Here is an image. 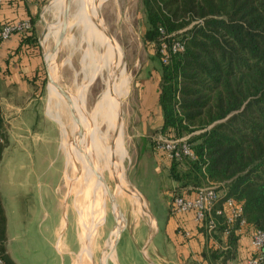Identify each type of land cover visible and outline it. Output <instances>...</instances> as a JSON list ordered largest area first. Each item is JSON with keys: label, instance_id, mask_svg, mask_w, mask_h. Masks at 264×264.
<instances>
[{"label": "trees", "instance_id": "16d2710c", "mask_svg": "<svg viewBox=\"0 0 264 264\" xmlns=\"http://www.w3.org/2000/svg\"><path fill=\"white\" fill-rule=\"evenodd\" d=\"M140 2L146 16L143 39L160 62L163 125L158 134L187 137L195 157L168 162L177 184L173 196L208 184L222 186L241 205L248 229L264 232V0ZM30 22L22 44L38 51ZM174 42L182 50L162 64L161 45L169 50ZM218 221L214 239L226 250L206 249L202 256L226 264L237 257V225ZM3 241L0 211V247Z\"/></svg>", "mask_w": 264, "mask_h": 264}, {"label": "crops", "instance_id": "0c3cea01", "mask_svg": "<svg viewBox=\"0 0 264 264\" xmlns=\"http://www.w3.org/2000/svg\"><path fill=\"white\" fill-rule=\"evenodd\" d=\"M47 1L3 0L0 25L28 19L34 22L36 33L41 6ZM22 38L17 34L0 42V211L4 222L0 251L8 264H76L81 245L76 234L69 231L70 215L64 209L67 196L60 190L64 170L59 165V131L48 111L49 118L46 116L35 81L41 55L37 48L22 44ZM158 80L153 94L142 97L139 125L143 134L132 136L133 142L144 143L149 138L146 132L162 128L160 74ZM143 150L145 154L139 156L141 176L152 185L156 176L162 181L158 191L152 187L151 194L158 204L153 203L154 207L138 189L149 206L152 220L148 225L152 222L156 231L149 234L151 254L163 256L166 264H220L202 256L209 243L191 214L170 215L177 184L170 179L168 162L146 147ZM138 196L144 209V201ZM153 208L159 219L153 215ZM79 211L84 215L83 208ZM220 240L224 242L222 237ZM248 247V238H238L237 257H246ZM120 249H127V245Z\"/></svg>", "mask_w": 264, "mask_h": 264}, {"label": "rangeland", "instance_id": "374dc122", "mask_svg": "<svg viewBox=\"0 0 264 264\" xmlns=\"http://www.w3.org/2000/svg\"><path fill=\"white\" fill-rule=\"evenodd\" d=\"M51 1L52 0H48L47 2H44L43 6H41L40 16L37 22L36 36L38 38L39 44L38 51L41 55V65L40 70L36 75L35 81L37 87L40 90L39 95L41 98V104L46 109V116L49 118L48 115L50 114V116L54 120L53 122L57 130L59 131V165H61L62 169L64 170L60 190L62 194H65L67 196L64 209L65 211L67 210L68 215H70L68 217V221L70 223L69 231H71L72 234H76L77 240L79 241L82 248L83 242H80L82 226L84 223L85 225H89L93 219L96 220V222L91 224V234H94V236L91 241L92 254L91 260H89V262L90 264H100V257H102L101 253L106 246L108 239L111 240V243H109L107 250H110L109 248L112 247V240L114 239L113 219L109 203L110 194L104 189L103 185L101 184L100 192L103 195V205L99 204V215L94 214L92 212L93 209L91 201L88 200V203V201L84 198L83 193L81 192L79 179L80 176L68 162L65 156V151L62 148V144L64 143H62L63 129L61 123L59 122H63L64 126L67 127V131H71V121L64 102H62L61 105L59 104V102L61 101L55 98H53L54 100L52 99L49 102V91L51 85L47 86L46 83L44 63L47 65L49 70V61L51 58L54 60L52 64L53 66L49 70V74L51 75L52 79L54 78L53 81L55 83L59 84L63 89L69 92L68 94L70 95V97L72 96V99L74 97H77L78 94H81L84 91L83 99L85 100L83 103V111L86 113L89 111H96L98 105L103 102L104 97L107 94V89L105 86L106 83L116 82L114 77L111 78L109 76L108 69L103 68L101 70V78H95L94 82H92L93 84L91 83L88 88L86 87V82L89 81V78H85V68L87 69V67L89 66V61L82 60L80 53L71 51L70 49L73 50L72 46L71 48H69L68 45L65 46V44H67L70 39V34L67 31H65V35L63 38V40L65 39L64 42L62 40V50L59 60L56 61L55 58L58 52L55 50V45L57 44L59 34L61 32L60 26L63 24V15L62 10L60 9L58 10V14L56 15L49 14L48 7L57 0H54L52 2ZM111 4V6L110 4L108 5L107 10L103 9L105 11L104 13L102 10L103 15H101V20L111 41L112 47L116 51L115 55L120 60L121 65L124 67V69L128 71L127 74L129 75L130 80L129 88L123 95L120 103V109L117 112V132L120 144L125 153V157L121 160L122 162L120 163V171L124 174L123 180L126 186L129 185L130 188L135 191V193L138 192L144 199L145 210L144 215H141L140 203L138 202L137 205H134V207L132 208L131 203L128 202L129 200L127 197H124L123 202L119 201L120 215L117 223L118 226L122 229V241L113 255L114 260H110L108 264H144L140 256V252L149 241L148 231L150 230L151 234H154V232L156 231L155 228H152L154 227V224L152 222L150 225L151 229L149 228L148 224L150 221V210L143 195L147 198L151 207H154L153 203L157 204V202L155 201L156 199H153V193L151 194L152 187L156 191H158L162 185V181L158 176H156L155 181L152 185L149 183V181L141 176L140 173L142 172L140 170L141 168L139 156L145 154V151L143 150L145 147L153 152L152 145L154 140L158 138V132L160 130H150L146 132L145 134L149 138H146V142L144 143L133 142L132 136H140L141 134H143V129L139 125V122L141 121L140 108L142 102H144V99H142V97L143 95H145V98H147V96L153 94V88L159 81L158 72L160 70V62L159 59L155 57V49L149 42L143 39V34L146 29V16L142 9L140 0H112ZM126 19H128V21H126ZM126 22H129V24H126ZM50 25L52 26L51 30L47 33H44L45 29H47ZM45 36L47 42L43 39ZM43 42H46V48L43 47ZM86 42V38L81 39V42H77L74 48H76L81 53H85V51L87 50ZM70 53L72 54L70 55ZM55 100H57V102ZM55 104H59V111L52 109ZM59 117L61 120L57 119ZM69 143H71V146H74V144H76V139ZM108 148L111 152L114 151L113 144H111V146H109ZM153 154L159 159H163L161 155L158 156L154 152ZM55 167H57V165H55ZM102 180L105 181V183L108 185L109 191L114 196L124 192L123 186L117 187L115 183L105 178L104 175H102ZM3 181L4 185H6V180L4 177ZM87 189L89 190L90 195H93L95 193V188L93 186H90V184L87 186ZM138 189L143 193V195ZM128 195L131 196L130 191ZM88 205L89 207L87 208L86 215H82L78 209L80 207L82 208L83 206L85 208ZM132 209L135 210L133 211ZM152 213L157 217V219H159L157 215V209L153 208ZM54 219L56 220V217H54ZM124 244L127 245V249L121 250L120 247ZM149 248L150 244L145 251V255L147 256V258H149L155 264L167 263L163 256H161L162 258L158 256L156 257V255L153 256L151 254L152 251H150ZM77 263L79 264V262Z\"/></svg>", "mask_w": 264, "mask_h": 264}, {"label": "bare ground", "instance_id": "6f19581e", "mask_svg": "<svg viewBox=\"0 0 264 264\" xmlns=\"http://www.w3.org/2000/svg\"><path fill=\"white\" fill-rule=\"evenodd\" d=\"M111 3L112 0H71L65 27V31L70 34V39L67 44H65V46L68 45L69 48H71L72 46L73 50L70 49L71 51L80 53L82 60L89 61V66L87 67V69L85 68V78H89V81L86 82V87L88 88V86H90V84L94 82L95 78H101V70L103 68L108 69L109 76L111 78L114 77L116 82L106 83L105 86L107 89V94L105 95L103 102L98 105L96 111H89L87 113L83 111V103L85 100L83 99L84 91L83 93L78 94L77 97H74L73 99L71 98L77 118V127L80 130V135L78 138L74 134L75 123L71 114L69 113L68 108L66 110L69 114L72 130L67 131V127L64 126L63 122H59L61 123L63 129L62 143H64L62 144V148L65 151V156L74 170H76L79 174L81 192L83 193L84 198L87 201H91L93 209L92 212L96 215H99L100 213V210H98L99 204L103 205V195L100 192L101 182L99 181V179L102 180V175H104L105 178H107L111 182L115 183L117 187L123 186L124 192L114 196L118 206L119 201H124V197L128 198V202L131 203L132 208L134 207V205L136 206L140 200V197L138 196L139 193H135V191L132 190L129 185H127L129 188L126 186L123 180L124 174L120 171V163L122 162L121 160L125 157V153L120 144L117 132V112L120 109L122 97L129 88L130 80L129 75L127 74L128 71L124 69V67L121 65L120 60L115 55L116 51L112 47L111 41L101 20V15H103V13L105 12L104 10L108 9L109 4L110 6L112 5ZM59 9L62 10V15L64 17V0H57L53 2L48 7V12L51 15H56L58 14ZM126 21H128V19H126ZM126 24H129V22H126ZM62 25L60 26V29L62 28ZM51 28L52 26L50 25L47 29H45L44 33L49 32ZM84 38H86L87 41V50L85 51V53H81L74 47L77 42L80 43L81 39ZM43 39L46 41V36ZM46 42H43L44 48L47 47ZM71 54L72 53H70V55ZM53 61L54 60L52 58L49 61V70L53 66ZM53 98L60 100L61 102H59V104L64 102L63 98L51 85L49 91V102ZM57 100L55 101L57 102ZM59 104H55L52 109L58 110ZM60 117L57 119L59 120ZM75 139L76 144H74V146H71V143L69 142ZM111 144H113L114 146L113 152H111L108 148L109 146H111ZM96 175L99 179H97ZM89 184L90 186H93L95 188V193L93 195H90L89 190L87 189V186ZM129 191L131 196L128 195ZM88 207L89 205L85 208L84 206L82 207L85 215L87 213ZM144 209L140 207L141 215H144ZM132 210L134 211L135 209ZM94 222H96L95 219H93L89 225L84 224L83 234H80V242H83V244L78 256L79 264H90L89 260H91L92 254L91 241L94 236V234H91V224ZM115 236L116 233L114 231V237ZM108 246L109 242L105 246V251L102 254L101 260V262H105L106 264H108L110 260H114L113 245L109 248L110 250H107Z\"/></svg>", "mask_w": 264, "mask_h": 264}, {"label": "built area", "instance_id": "2783aa9c", "mask_svg": "<svg viewBox=\"0 0 264 264\" xmlns=\"http://www.w3.org/2000/svg\"><path fill=\"white\" fill-rule=\"evenodd\" d=\"M2 0H0V6ZM200 24V22H195ZM32 28L30 20H22L14 23L0 25V42L7 40L12 35L22 34L30 31ZM182 50L179 42H174L168 50L165 45H161L160 54L162 64H167L169 57ZM1 144V140H0ZM152 151L158 156H163L167 162H182L184 160L194 161L195 157L191 151L187 138L176 140L165 139L158 136L152 145ZM169 213L172 216H181L191 214L194 223L201 229L207 243V250L225 251L224 245L218 244L214 239L215 228L222 219L227 225H237L235 235L238 238H248L249 247L245 250L246 257L238 258L235 264H264V232L260 230H249L245 220L242 217V207L233 199L226 196V190L222 186L208 184L189 195L173 196ZM227 234H222L225 242ZM223 242V243H224ZM242 256V255H239ZM0 264H8L3 259L0 252ZM204 264V263H200ZM226 264H234L227 262Z\"/></svg>", "mask_w": 264, "mask_h": 264}, {"label": "water", "instance_id": "95a60500", "mask_svg": "<svg viewBox=\"0 0 264 264\" xmlns=\"http://www.w3.org/2000/svg\"><path fill=\"white\" fill-rule=\"evenodd\" d=\"M70 2L71 0H64V17H63V25H62V28H61V32L59 34V38H58V41H57V44L55 45V50L58 52L57 55H56V61L59 60V57H60V54H61V50H62V40L64 38V35H65V27H66V21H67V15H68V12H69V8H70ZM44 69H45V74H46V83H47V86L48 85H52L54 87V89L58 92V94L63 98L68 110H69V113L71 114L72 118H73V121L75 123V136L79 137L80 135V130L79 128L77 127V118H76V115H75V110H74V107H73V103H72V100H71V97L69 96V94L67 93V91L65 89H63L59 84L55 83L53 81V79L51 78L48 70H47V66L46 64L44 63ZM97 179L98 176L96 175ZM99 181L101 182V184L103 185L104 189L109 192L110 194V199H109V203H110V210H111V214H112V219H113V230L115 231L116 233V236L114 237V239L112 240V244H113V252L115 253L117 248L119 247L121 241H122V229L121 227L118 226V218H119V215H120V208L115 200V197L114 195L109 191V188H108V185L105 183V181L99 179ZM149 217H150V220H152L151 218V215L149 214ZM150 226V225H149ZM150 232V230H149ZM151 234V233H149ZM152 241V235H149V241L148 243L143 247L142 251L140 252V256L142 258V261L144 264H155L153 261H151L149 258H147V256L145 255V251L146 249L149 247V244L151 243ZM110 243L111 240L108 239L107 243ZM106 243V244H107ZM105 251V247L104 249L102 250V253L103 254ZM102 256V255H101ZM102 260V257H100V264H106L105 262H101Z\"/></svg>", "mask_w": 264, "mask_h": 264}]
</instances>
